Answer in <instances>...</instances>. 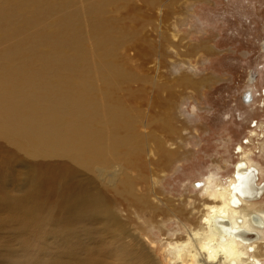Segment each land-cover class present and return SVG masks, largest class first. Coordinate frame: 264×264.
<instances>
[{"label":"rangeland","instance_id":"rangeland-1","mask_svg":"<svg viewBox=\"0 0 264 264\" xmlns=\"http://www.w3.org/2000/svg\"><path fill=\"white\" fill-rule=\"evenodd\" d=\"M263 41L264 0H0V105L13 115L0 120V215L20 216L24 236L0 230V244L23 242L2 264H181L166 246L189 238L183 223L201 226L208 200L193 183L224 181L243 154L264 171ZM25 85L31 100L7 93ZM114 110L127 127L115 139ZM38 114L61 131L26 127Z\"/></svg>","mask_w":264,"mask_h":264},{"label":"bare ground","instance_id":"bare-ground-1","mask_svg":"<svg viewBox=\"0 0 264 264\" xmlns=\"http://www.w3.org/2000/svg\"><path fill=\"white\" fill-rule=\"evenodd\" d=\"M261 47L264 49V41L261 43ZM258 74L256 75V67L254 69L251 70L250 74H249V81L250 82H253L254 80H256ZM62 79V78H61ZM11 81V79H10ZM53 81V80H52ZM7 82V81H6ZM4 82H2V85H3ZM14 83L11 81V84ZM49 83V82H48ZM56 83V82H54ZM6 84H9L6 83ZM27 84H32L30 82H28ZM36 84V83H35ZM105 84V83H104ZM1 85V86H2ZM10 85V84H9ZM8 85V86H9ZM13 85V84H12ZM11 85V86H12ZM37 85V84H36ZM44 85V84H43ZM7 86V85H6ZM14 86V85H13ZM26 86V85H25ZM38 86V85H37ZM41 86V85H39ZM5 87V86H4ZM27 88H29L28 86H26ZM32 87V86H31ZM44 87V86H43ZM51 87L53 88V86L51 85ZM49 87V88H51ZM25 88V87H24ZM25 88V89H22L21 86H17V87H10L8 89H10V91H7L8 94L10 95H13V94H22V95H19L18 98L22 99L23 101H28L32 99V96H28V92L27 91H30L33 89H30L29 90ZM66 88V87H65ZM68 88V87H67ZM3 89V88H1ZM15 89V90H14ZM46 89V88H45ZM55 89V87H54ZM62 88L58 89V90H61ZM84 89V88H83ZM12 90V91H11ZM57 90V89H56ZM57 90V91H58ZM70 90V89H69ZM89 90V89H88ZM53 91V90H52ZM64 91V90H62ZM75 91V90H74ZM82 91V90H80ZM5 92V91H4ZM3 92V94H4ZM38 91L36 90L35 93H37ZM66 93V90L64 91ZM79 92V91H78ZM82 92H85L84 90ZM2 93V92H1ZM6 93V92H5ZM34 93V92H33ZM60 93V92H59ZM87 93V92H86ZM90 93V92H89ZM7 94V95H8ZM55 94V92L53 93ZM68 94V93H67ZM66 94V95H67ZM82 96V93H80ZM5 95V94H4ZM65 95V96H66ZM87 95V94H85ZM35 96V95H34ZM42 96V95H41ZM52 96V95H51ZM71 96H72V93H71ZM74 96V95H73ZM21 97H24L25 99L27 100H24L23 98ZM62 97V95H61ZM64 97V96H63ZM69 98V96H66ZM86 98L88 96H85ZM262 97L264 98V93L262 94ZM1 98V97H0ZM57 98V97H56ZM91 98H92V95H91ZM12 99V98H11ZM62 99V98H61ZM61 99L59 101H61ZM65 99V98H64ZM70 99V98H69ZM90 99V98H88ZM242 99L244 100L245 103L249 104L252 100H253V96H252V93L251 91L247 90L243 93L242 95ZM13 100V99H12ZM58 100V99H57ZM63 100V99H62ZM68 100V99H67ZM70 100H76V98L74 99H70ZM81 100V99H80ZM79 100V101H80ZM91 100V99H90ZM94 100V99H93ZM106 100V99H105ZM258 100V99H257ZM1 101H4V100H1L0 99V102ZM6 101V100H5ZM15 101L17 100H14V104H15ZM41 101V100H40ZM59 101H57L59 103ZM66 101V100H63V102ZM72 101V102H73ZM84 101V100H83ZM82 101V102H83ZM10 102V101H8ZM57 104V107H56V110L57 108H61V111L63 110V108L60 106L58 107V105L60 104ZM69 102V100H68ZM88 102V101H86ZM85 102V104H86ZM112 102V101H111ZM3 103V102H2ZM24 103V102H23ZM27 103V102H26ZM65 103V102H64ZM77 103V102H76ZM80 103V102H79ZM77 104V105H80V104ZM84 103V102H83ZM89 104L90 101L88 102ZM20 104V103H19ZM70 104V103H69ZM68 104V105H69ZM11 105V104H10ZM9 105V107H10ZM73 106V105H76L74 104H70V106ZM93 104H91L92 106ZM106 105V104H105ZM21 106V104H20ZM18 106V107H20ZM23 106V104H22ZM67 105H65L66 107ZM66 107L67 109L70 107ZM81 106H83V108H80L79 106V109H82L84 111V116L86 117H89L88 116V112L90 110L89 106L86 104H82L81 103ZM262 106V105H261ZM7 107V104L6 103H3L2 106L0 105V120H9L10 121V118H11V115L12 113L10 114L9 113V110H4V108ZM54 107V106H53ZM52 107L51 109V113L50 111H48L51 114L54 113V108ZM76 107V106H75ZM94 107V106H93ZM35 108V106H34ZM44 108V107H43ZM64 108V110L66 109ZM54 109V110H53ZM72 110L74 109L73 107L71 108ZM71 109H68L69 113H70V110ZM77 109V108H76ZM108 109V108H107ZM106 109V110H107ZM53 110V111H52ZM55 110V113H54V116L53 118L55 117V114H58L60 113V110H59V113H56L57 111ZM63 110V111H64ZM71 110V111H72ZM75 110V109H74ZM109 110V109H108ZM15 111V110H14ZM45 111V110H44ZM67 111V112H68ZM111 111V110H109ZM113 111V110H112ZM116 113L117 111L114 110ZM22 112H25L27 113L25 110L24 111H20V113ZM30 112V111H29ZM28 112V113H29ZM33 112V110L31 111ZM41 112V115L42 111H39ZM53 112V113H52ZM66 112V111H65ZM65 112H63L65 119H64V122L65 120L66 121H69V118L68 115L71 116V114H66L65 115ZM92 112V111H91ZM119 112V111H118ZM121 112V111H120ZM27 113V114H28ZM116 113H114V116L112 115L111 116V119L115 118L114 120L116 122H119L118 125H121V127H118V132H117V127L116 128H112L111 130H114L112 131L113 133V136H114V139L116 138V136H118L120 133L124 134L125 132L127 133V127L125 125H122L123 124V117L121 116L120 113H117V116H116ZM122 113V112H121ZM32 114V113H31ZM31 114L30 117H31ZM36 114V113H34ZM63 114L61 116H63ZM73 114V112H72ZM76 114H77V111H76ZM19 115V114H18ZM24 114H22L23 116ZM45 115H46V118L49 117L50 118V115L49 114H44L43 116V121H45ZM48 115V116H47ZM79 115V111H78V114ZM77 115H74L73 114V117L72 119L74 120V122H77L76 120V116ZM123 115V114H122ZM126 115V114H125ZM13 116V115H12ZM26 116V115H25ZM28 116V115H27ZM26 116V120L28 119ZM39 114L36 115V118H33L30 122L31 123H27L28 126L26 127H30L31 124H33L31 127L33 126H36V127H40L43 125V127H47V129L49 130L50 135L54 132H56L58 129L56 128L57 126H54L53 127V123H47L44 122V123H47V124H40L41 120H39L40 122H38L37 120L40 119L39 118ZM57 116V115H56ZM75 116V117H74ZM116 116V117H115ZM124 116V115H123ZM128 117H130L129 115H127ZM35 117V116H34ZM21 118V117H19ZM24 119V116L22 117ZM58 119V117H56ZM62 118V117H61ZM64 118V117H63ZM13 119V118H12ZM31 119V118H30ZM29 119V120H30ZM51 119V118H50ZM48 119V120H50ZM19 120V119H18ZM21 120V119H20ZM28 120V122H29ZM59 120V119H58ZM70 119V122L73 121ZM13 121H15L13 119ZM56 120H54V125L56 124L55 123ZM1 122V121H0ZM7 122V121H6ZM4 123V122H2ZM20 123V121H19ZM18 123V124H19ZM66 123V122H65ZM110 123V122H109ZM26 124V122H25ZM23 122L21 123V127L23 128V126L25 125ZM116 124V123H115ZM5 125V124H4ZM10 126V125H9ZM18 126V125H17ZM63 126V124H62ZM263 126V125H262ZM261 126V127H262ZM25 127V126H24ZM41 127V128H43ZM59 127V126H58ZM264 127V126H263ZM16 128V127H15ZM21 128V129H22ZM57 129L56 131H54V129ZM70 128L69 126L67 127V129ZM259 128V124L257 122H253V126L248 129V134H247V137L250 136V138H253L254 136H256V130ZM9 129V128H8ZM17 129V128H16ZM15 129V130H16ZM35 129V128H34ZM45 129V128H43ZM46 129V130H47ZM72 129V128H71ZM134 129V128H133ZM12 130V129H11ZM38 130V129H37ZM42 130V129H41ZM64 130V128H63ZM13 131V130H12ZM36 131V130H35ZM59 131L61 130H58V133ZM66 131V130H65ZM30 134H29V137L35 141V142H39L40 139L37 138L35 135H34V130L31 131L29 130ZM38 132V131H36ZM41 132H44L45 135L47 136V134L49 133H46L44 130L41 131ZM73 132V131H72ZM22 133V131H21ZM56 133V134H58ZM264 133V132H263ZM27 134V133H26ZM69 134V133H68ZM15 135V133H14ZM19 135V134H18ZM17 135V136H18ZM28 135V134H27ZM42 135V134H41ZM49 135V134H48ZM55 135V134H54ZM263 135V134H262ZM9 136V135H8ZM13 136V135H12ZM15 135V137H17ZM14 137V136H13ZM19 137V136H18ZM56 137V135H55ZM75 137V136H74ZM89 137V136H87ZM12 138V137H11ZM63 138V137H62ZM68 138V137H67ZM70 138V137H69ZM257 138V136H256ZM59 139L60 136H59ZM58 139V140H59ZM71 139V138H70ZM42 140V139H41ZM52 138H49L48 137H45L43 141H46L47 143H52ZM56 140V138H55ZM77 140V139H76ZM263 140V139H262ZM54 141V139H53ZM57 141V140H56ZM55 141V142H56ZM68 141V139H67ZM80 141V140H79ZM254 141V140H253ZM71 142V141H70ZM77 142V141H76ZM246 142H250V139L247 138ZM72 143V142H71ZM74 143V142H73ZM73 143L71 146H73ZM80 143H85V142H80ZM77 142V144H80ZM101 143V142H100ZM260 143V142H259ZM60 144V143H59ZM98 144V143H97ZM42 145V144H41ZM68 145V144H67ZM75 145V144H74ZM121 145V144H120ZM252 145V144H251ZM63 146V144H62ZM90 146V145H89ZM100 146V145H99ZM85 147V146H84ZM259 147V150H260V146ZM75 148V147H74ZM78 148V147H77ZM89 148V147H88ZM103 148V147H102ZM245 148V147H244ZM243 148V149H244ZM90 149V148H89ZM101 149V148H100ZM107 149V148H106ZM242 149V150H243ZM83 150V149H82ZM98 151V150H97ZM110 151V149H109ZM262 151H264L262 149ZM95 153V151H93ZM100 152H102V150H100ZM99 152V153H100ZM250 152V151H248ZM93 153V154H94ZM97 154V153H95ZM250 154V153H249ZM249 154H243L241 156V160L239 162H237L236 165H234V170L233 172L231 173V175L225 179L224 181H221L219 182L218 178L214 175V173H210L209 175L207 176H204L202 177L199 181H196L198 182V184H196V182L193 183V186L195 189H197V191L199 190V193L203 196H205L208 200V201H203L204 202V208H203V211H202V215L200 217L201 219V226L199 229H196V228H191L189 226L188 223L190 222H186V223H183L182 226L184 227V229L186 230V234L189 235V238L186 240V242H181V240H170L168 241L167 243V251L169 252V254L171 255L170 258H169V262L173 263V262H181V264H186L188 262H193L194 264H257L260 263V264H264V211L263 210H255V208H251V205H256V203L254 202H257L259 201V199L262 197L263 193H264V182L262 184H258V180H259V176H258V173L260 172V175H264V171L261 169H259L257 166H255L254 164V160L253 158H251V156ZM99 154H97L98 156ZM101 155V154H100ZM136 155V154H135ZM264 155V154H263ZM131 156V155H130ZM132 157V156H131ZM134 157V156H133ZM132 157V158H133ZM254 157V156H252ZM90 160L95 159L94 158H90L88 157ZM98 159H100L99 157H97ZM96 158V159H97ZM136 158V157H135ZM130 161L131 159L128 158ZM128 160V161H129ZM242 160H244L248 166H253L249 169H246L247 168V164L245 162H243ZM92 161V160H91ZM97 161V160H96ZM129 161V162H130ZM135 161V160H134ZM132 161V162H134ZM259 172H258V170ZM252 175H256L254 177V179L251 178ZM252 179V180H251ZM235 181V183H234ZM232 184V185H231ZM252 187V190H250L249 188ZM35 193V192H34ZM103 201V199H101ZM101 203V202H99ZM203 204V203H202ZM259 204V203H258ZM257 204V205H258ZM14 205V204H13ZM255 207V206H254ZM250 208V209H249ZM36 210V209H35ZM14 211V210H13ZM18 211V210H17ZM27 211V210H26ZM40 211V210H39ZM21 212V211H20ZM10 213V214H9ZM24 213V212H23ZM22 213V214H23ZM50 213V212H49ZM5 216H4V215ZM24 214H27V213H24ZM33 215V213H30ZM31 215V216H32ZM54 215V213L52 214ZM38 216V215H37ZM27 217V216H26ZM36 217V216H35ZM52 217V216H51ZM24 218V217H23ZM31 218V217H30ZM263 220H262V219ZM33 219V218H32ZM31 219V220H32ZM17 220V222H15ZM28 218L25 219L24 221L27 222ZM34 220V219H33ZM12 222V224H14L13 226V231L11 230L10 232L12 233V236L14 235V237L18 240V241H23L24 240V236L22 237H19L16 235V227L19 226V223L21 222V219H20V216L16 215V213H12V212H6V213H2L0 215V230H3L4 228H6L7 226H9V222ZM10 222V224H11ZM33 222V221H32ZM251 222V223H250ZM252 224V225H251ZM5 227H3V226ZM26 227V226H25ZM29 228V227H28ZM2 232V231H1ZM117 232V231H116ZM120 232V231H119ZM5 233V232H4ZM8 234V233H7ZM6 234V235H7ZM1 236V234H0ZM3 236V235H2ZM1 236V237H2ZM8 236V235H7ZM119 236V234H118ZM116 236V237H118ZM6 236H4L5 238ZM10 238V237H9ZM119 238V237H118ZM123 238V236H122ZM8 240V239H7ZM13 241V240H12ZM17 241V243H18ZM10 243V242H8ZM7 242H1L0 246V264H2L4 261L8 260L9 258H11V256L13 255V253H17V252H20L22 249V246H23V242L22 243H19V247L13 246V243L12 244H8ZM114 243V242H113ZM250 248L252 249V251H250ZM13 250V251H12ZM166 250V249H165ZM166 251V252H167ZM151 253H153V251L151 250ZM68 254V253H67ZM66 254V255H67ZM141 254V252L139 253ZM65 255V256H66ZM149 256V254H148ZM105 259V258H104ZM19 260H22V259H19L17 258V261ZM79 261V260H78ZM81 261V260H80ZM79 261V262H80ZM85 261H89L87 259V257H85L84 259V262ZM83 262V263H84ZM69 264V263H68ZM70 264H76L75 262H70ZM81 264V262H80ZM147 264H161L159 259L158 258H155V257H151L149 256V260L147 262Z\"/></svg>","mask_w":264,"mask_h":264},{"label":"flooded vegetation","instance_id":"flooded-vegetation-1","mask_svg":"<svg viewBox=\"0 0 264 264\" xmlns=\"http://www.w3.org/2000/svg\"><path fill=\"white\" fill-rule=\"evenodd\" d=\"M262 50H263V52H264V49L262 48ZM252 70V69H251ZM251 70L249 71V74H250V72H251ZM257 71H258V73H257ZM260 75V73H259V66H258V64L256 65V75ZM259 78V77H258ZM258 78H256V80H254L253 82H250L249 81V78H248V90L249 91H251V93H252V96H253V100H254V95H253V92H252V89H253V87H254V85L258 82ZM262 80L264 81V74H263V77H262ZM251 88V89H250ZM245 91H247V90H245ZM244 91V92H245ZM243 92V93H244ZM264 93V92H263ZM243 95V94H242ZM253 126V123H251V125H250V128ZM246 140V139H245ZM246 142V141H245ZM240 149H242V147H240ZM241 160V159H240ZM239 160V161H240ZM238 161V162H239ZM243 162H245L244 160H242ZM246 163V162H245ZM237 164V163H236ZM235 164V165H236ZM247 164V163H246ZM247 166V168L246 169H249V168H251V167H253V166H248V164L246 165ZM235 169V168H234ZM257 169V168H256ZM258 170V169H257ZM258 172H259V170H258ZM260 173V172H259ZM259 179H260V177H259ZM234 183H235V181H234ZM232 185V184H231ZM264 194V193H263ZM254 203H257V202H254ZM258 203H261V201H258ZM262 219V218H261ZM263 220V219H262ZM251 223V222H250ZM252 225V224H251ZM250 251H252V249L250 248ZM258 263V262H257ZM259 264V263H258Z\"/></svg>","mask_w":264,"mask_h":264}]
</instances>
